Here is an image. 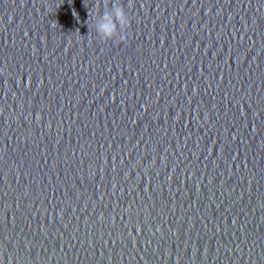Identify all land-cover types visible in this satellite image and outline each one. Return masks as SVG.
I'll list each match as a JSON object with an SVG mask.
<instances>
[{
    "label": "water",
    "instance_id": "1",
    "mask_svg": "<svg viewBox=\"0 0 264 264\" xmlns=\"http://www.w3.org/2000/svg\"><path fill=\"white\" fill-rule=\"evenodd\" d=\"M120 2L0 0V264H264V0Z\"/></svg>",
    "mask_w": 264,
    "mask_h": 264
},
{
    "label": "clouds",
    "instance_id": "2",
    "mask_svg": "<svg viewBox=\"0 0 264 264\" xmlns=\"http://www.w3.org/2000/svg\"><path fill=\"white\" fill-rule=\"evenodd\" d=\"M99 0L95 5V12L91 17V30L100 40L107 41L117 38L125 39L124 29L129 25V18L120 0H112L111 6L105 5L103 11L100 9Z\"/></svg>",
    "mask_w": 264,
    "mask_h": 264
}]
</instances>
